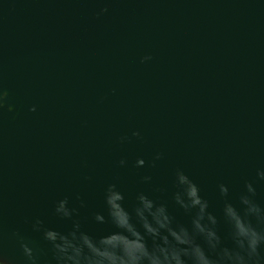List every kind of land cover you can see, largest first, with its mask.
Masks as SVG:
<instances>
[{"label": "water", "instance_id": "95a60500", "mask_svg": "<svg viewBox=\"0 0 264 264\" xmlns=\"http://www.w3.org/2000/svg\"><path fill=\"white\" fill-rule=\"evenodd\" d=\"M0 87V244L17 264L14 231L43 243L30 219L56 225L76 193L99 211L116 177L131 198L181 167L214 203L217 183L253 181L264 204V0H0Z\"/></svg>", "mask_w": 264, "mask_h": 264}, {"label": "clouds", "instance_id": "9594fccd", "mask_svg": "<svg viewBox=\"0 0 264 264\" xmlns=\"http://www.w3.org/2000/svg\"><path fill=\"white\" fill-rule=\"evenodd\" d=\"M151 59L148 55L142 62ZM8 95L0 87V109ZM132 137L142 139L139 131ZM132 137L122 136L119 142H130ZM163 159V152L154 153L151 167ZM127 165L126 157L117 162L120 168ZM133 166L141 169L148 162L137 158ZM256 177L264 181V167L256 169ZM84 179L93 181L92 176ZM140 184L149 187L137 189L130 198L116 177L104 187L102 209L86 216L81 214L88 208L82 194H75L78 206L70 196L55 200L56 225L40 216L28 221L43 243L19 229L12 233L22 256L19 264H264V204L256 199L253 181H246L236 196L229 183H217L215 203L181 167L172 174L171 189L156 185L152 175H142ZM173 208L183 210L187 221L179 220ZM223 226L228 228L231 246L225 244ZM0 264H17L2 244Z\"/></svg>", "mask_w": 264, "mask_h": 264}]
</instances>
